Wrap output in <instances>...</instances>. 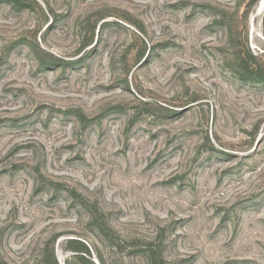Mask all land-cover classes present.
<instances>
[{
  "label": "rangeland",
  "instance_id": "rangeland-1",
  "mask_svg": "<svg viewBox=\"0 0 264 264\" xmlns=\"http://www.w3.org/2000/svg\"><path fill=\"white\" fill-rule=\"evenodd\" d=\"M22 1L0 3V264H78L71 239L264 264V81L239 74L264 71L261 0Z\"/></svg>",
  "mask_w": 264,
  "mask_h": 264
},
{
  "label": "trees",
  "instance_id": "trees-1",
  "mask_svg": "<svg viewBox=\"0 0 264 264\" xmlns=\"http://www.w3.org/2000/svg\"><path fill=\"white\" fill-rule=\"evenodd\" d=\"M2 2H8L12 4L15 8H23V6H29L24 5L22 0H0V3ZM240 69L239 74L240 78L244 81H264V71H254L251 69V66H249V61L247 58H240ZM97 212L98 208L95 207ZM102 214V213H101ZM103 219V217H102ZM99 222V221H98ZM97 224V223H96ZM102 230H105V227L110 230L106 222H99L97 224ZM70 248L71 250L75 251L77 254L75 255V259L78 264H97L91 257V249L81 240L77 239H71ZM162 246L152 247L150 246L148 248L149 258L151 264H170V261L165 258L164 251ZM2 264H8L3 260ZM44 264H60L58 262V259L56 257L54 249H48L47 253L45 254Z\"/></svg>",
  "mask_w": 264,
  "mask_h": 264
},
{
  "label": "bare ground",
  "instance_id": "bare-ground-1",
  "mask_svg": "<svg viewBox=\"0 0 264 264\" xmlns=\"http://www.w3.org/2000/svg\"><path fill=\"white\" fill-rule=\"evenodd\" d=\"M263 6H264V0H261V2L259 4V11L262 10Z\"/></svg>",
  "mask_w": 264,
  "mask_h": 264
}]
</instances>
